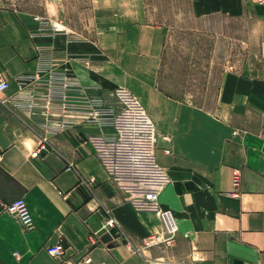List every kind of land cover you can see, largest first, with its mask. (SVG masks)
I'll return each mask as SVG.
<instances>
[{"label":"crops","instance_id":"0c3cea01","mask_svg":"<svg viewBox=\"0 0 264 264\" xmlns=\"http://www.w3.org/2000/svg\"><path fill=\"white\" fill-rule=\"evenodd\" d=\"M263 3L193 0V11L200 17L259 16ZM35 31L0 5V76L10 83L2 96L7 101L0 98V264H78L86 256L89 264H264L263 37L251 60L225 71L217 106L203 108L163 85L165 26L145 21L136 7L113 10L94 37ZM49 62L72 69L109 102L115 103L109 95L118 88L140 99L160 136L157 162L170 176L160 196L161 207L171 209L179 224L170 242L159 214L133 204L98 157L91 139L100 133L97 125L52 135L48 152L30 156L39 118L19 110L13 95L17 78ZM237 168L241 194L232 197L227 193ZM86 178L95 179L90 188ZM20 197L33 214L29 230L6 211ZM106 210L124 235L115 237L116 229L95 234ZM59 241L64 258L50 251Z\"/></svg>","mask_w":264,"mask_h":264},{"label":"built area","instance_id":"2783aa9c","mask_svg":"<svg viewBox=\"0 0 264 264\" xmlns=\"http://www.w3.org/2000/svg\"><path fill=\"white\" fill-rule=\"evenodd\" d=\"M60 26L56 29L60 30ZM62 29V28H61ZM17 92L13 95L16 107L30 117H38L33 131L36 136L32 158L49 151L50 137L81 124H94L100 133L91 136L98 157L106 165L108 172L131 194V201L136 206L153 210L159 214L168 236L166 242L179 231L178 220L171 209H163L160 196L169 173L157 162L156 149L159 142L157 127L146 108L132 92L125 88L113 90L115 103L96 94L94 86L81 82L72 69L49 62L42 68L26 76L17 78ZM9 81L0 76V98L9 88ZM110 128L111 130H107ZM162 138L168 139L167 136ZM170 153V149H165ZM239 168L234 170V189L227 194L239 197L241 191ZM83 183L91 187L94 178H86ZM6 211L15 216L26 229L34 228L33 214L25 198H16L6 205ZM115 237L124 235L116 218L106 210L102 227L99 231ZM94 239V236H91ZM130 247L141 254L130 241ZM65 245L62 241L51 247L50 251L57 258H64ZM92 258L86 256L78 264H89ZM162 264H185L176 261H163ZM75 264V263H71ZM148 264H153L148 260Z\"/></svg>","mask_w":264,"mask_h":264},{"label":"rangeland","instance_id":"374dc122","mask_svg":"<svg viewBox=\"0 0 264 264\" xmlns=\"http://www.w3.org/2000/svg\"><path fill=\"white\" fill-rule=\"evenodd\" d=\"M0 5L15 11L41 35L60 32L72 35L70 39L94 37L96 28L104 26L118 7L138 8L145 21L166 29L163 85L203 108L217 106L225 71L251 60L256 44L264 39V12L200 17L193 11V0H0Z\"/></svg>","mask_w":264,"mask_h":264}]
</instances>
